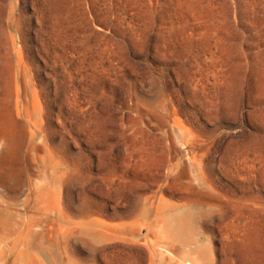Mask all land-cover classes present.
<instances>
[{"label":"rangeland","instance_id":"rangeland-1","mask_svg":"<svg viewBox=\"0 0 264 264\" xmlns=\"http://www.w3.org/2000/svg\"><path fill=\"white\" fill-rule=\"evenodd\" d=\"M0 264H264V0H0Z\"/></svg>","mask_w":264,"mask_h":264}]
</instances>
